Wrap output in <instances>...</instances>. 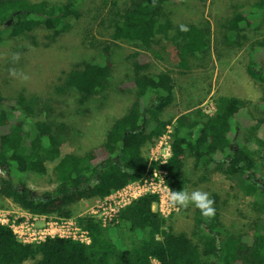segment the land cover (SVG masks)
I'll list each match as a JSON object with an SVG mask.
<instances>
[{
    "label": "trees",
    "instance_id": "1",
    "mask_svg": "<svg viewBox=\"0 0 264 264\" xmlns=\"http://www.w3.org/2000/svg\"><path fill=\"white\" fill-rule=\"evenodd\" d=\"M84 1L0 0V41L22 37L37 44L34 32L39 30L54 41L83 16L79 8H83ZM188 1L96 0L95 12L90 14L88 10L90 27L78 39L92 46L109 40L132 47L128 54L132 68L129 89L134 92V99L112 120L103 140L84 153L71 151L61 155L62 142L70 137L71 130L51 117L53 105L48 99L23 89L9 97L0 92V171L4 174L0 179L1 197L11 199L31 213L71 217L72 206L80 199L103 198L142 178L155 167L166 171L165 182L171 190H186L188 179L184 162L188 157H192L198 167L222 162L227 175L248 177L247 193L264 192V184L258 185L254 178L255 154L264 172L262 65L255 66L254 59L247 64L249 75L261 87L258 100L261 116H253L245 100L221 95L215 100L214 112L203 120H191L180 111L164 117L165 108L177 103L175 83L168 70L151 72L152 56L160 57L155 46L162 47L163 41H171L178 65L188 69L192 58L209 52L211 37L215 35L210 24L174 21L173 11L190 8ZM197 2L204 6L206 0ZM261 7V3L233 4L230 16L216 24V41L237 43L236 37L252 21L250 12ZM181 24L187 25L188 31H180ZM257 45L264 47V41ZM103 49L106 55L108 45ZM254 54L257 56L258 52ZM110 76L111 65L106 58L102 62L80 61L60 72L53 94L75 93L76 101L83 104L104 93ZM241 109H245L253 121L244 128L236 116ZM27 119H31V127ZM171 123L169 157L164 163L150 161L149 145L164 134ZM242 131L245 132L244 144L251 143L257 149L237 142L233 136ZM47 161L54 162L57 183L52 190L34 194L17 174H43ZM156 200V194L133 199L120 208L106 227L91 215L76 217L78 225L88 233L87 243L59 236L46 237L39 242H21L7 225L0 224V264H151L153 258L162 264H264L262 231H256L252 242L247 243L241 233L230 231L216 216L204 218L196 208V232L189 234L176 229L170 216L153 210ZM253 205L259 215L254 222L257 224L264 214V203Z\"/></svg>",
    "mask_w": 264,
    "mask_h": 264
},
{
    "label": "rangeland",
    "instance_id": "2",
    "mask_svg": "<svg viewBox=\"0 0 264 264\" xmlns=\"http://www.w3.org/2000/svg\"><path fill=\"white\" fill-rule=\"evenodd\" d=\"M95 2L96 0H85L83 8H79L83 16L73 21L71 29L59 35L54 41L46 38L42 30L34 32V40L37 44H34L30 38L22 37L4 38L0 41L1 94L9 97L19 89H23L49 100L53 105L51 117L62 121L71 130L70 137L62 142L61 155L71 151L84 153L98 145L103 140L112 120L123 113L134 99V92L129 89L132 85L129 80L132 77V68L128 54L132 47L121 42L114 44L109 40L92 46L84 40L83 44L81 39H78L90 27L87 25L86 15L88 10L90 14L95 12L93 8ZM252 3H261L263 7L252 9L253 12H250L252 21L246 30L236 37L238 42L224 44L220 40L216 41V24L230 16L232 5ZM188 5L190 8L180 7L177 13L176 10L173 11L174 21L193 22L199 25L210 24L215 30V35L211 37L209 52L198 58H192L188 69L178 65L175 46L171 41H163L162 47L155 46L160 57L152 56L151 72L168 70L175 83L177 103L165 108L164 117L168 118L176 111H180L191 120H203L214 112L215 100L221 95L236 96L245 100L248 102L251 114L256 117L261 116L262 111L258 107L261 87L249 75L247 64L254 59L255 66L262 65L264 71V63L262 64L264 47L256 46V43L264 41V0H206L204 6L197 0H189ZM243 9L248 11L251 8ZM105 45H108L106 55L103 51ZM256 51L257 56L254 54ZM13 53L20 54L19 62L13 63L11 59ZM105 58L111 65V76L103 94L83 104L76 101L75 93L65 96L53 94V85L58 83L57 78L62 70L80 61L102 62ZM13 68L18 73L26 74L29 79L23 80L19 76H11L9 69ZM236 116L241 128L253 123L245 109H241ZM27 122V125L31 127V119H27ZM170 125L172 126V123ZM244 134L245 132L242 131V134L233 137L237 138V142L243 146L257 149L251 143L244 144ZM151 146L153 143L149 145V148ZM151 152L155 154L157 151L153 147ZM254 158L256 167L254 178L258 185H262L264 172L258 166L257 154ZM45 164L47 169L43 174L35 172L17 174L21 176L25 186L37 195L52 190L57 183L53 171L54 162L47 161ZM223 168L222 162L213 165L199 164L198 167L195 166L192 157L186 158L184 162V172L188 179L186 190L191 192L199 189L208 192L215 201L217 220L230 231L241 233L243 240L251 243L256 231L264 233V214L260 216L259 222L254 224L259 215L253 207V204L257 202L264 203V192L254 190L247 193L248 177L237 174L227 175ZM3 176L4 174L0 171V179ZM16 184L19 186V183L16 182ZM96 200L97 198L80 199L72 206L74 213L71 218L76 221L78 216L89 215ZM195 209L193 205L179 211L173 209L168 217L170 216V221L176 229L193 234L196 232ZM0 211L13 216L15 213L22 212L23 209L11 199L0 196ZM56 217L62 216L49 215V218ZM253 227L256 230L252 229ZM155 263V261L152 262V264Z\"/></svg>",
    "mask_w": 264,
    "mask_h": 264
},
{
    "label": "built area",
    "instance_id": "3",
    "mask_svg": "<svg viewBox=\"0 0 264 264\" xmlns=\"http://www.w3.org/2000/svg\"><path fill=\"white\" fill-rule=\"evenodd\" d=\"M172 126L167 125L166 131L153 142L149 149L148 159L164 163L170 155V140ZM156 153H152V148ZM164 149V152H162ZM166 171L160 167H155L150 173L138 180L131 181L123 187L116 189L104 196L97 198L96 204L90 209L91 216L100 220L102 226H106L123 206L133 199L144 194H156L157 200L152 204L153 210L158 211L163 216H168L174 209L169 206L167 200L170 189L165 182ZM0 224L7 225L17 239L21 242H39L46 237H71L81 242H89V236L85 229L71 217L49 218L48 214H35L23 209L22 212L13 216L0 211ZM155 264H162L156 259H151Z\"/></svg>",
    "mask_w": 264,
    "mask_h": 264
},
{
    "label": "clouds",
    "instance_id": "4",
    "mask_svg": "<svg viewBox=\"0 0 264 264\" xmlns=\"http://www.w3.org/2000/svg\"><path fill=\"white\" fill-rule=\"evenodd\" d=\"M180 31H188L187 25L181 24L179 26ZM13 63H17L20 60L19 53H13L11 57ZM9 74L13 77L19 76L23 80L29 79V77L23 72L18 73L16 69H9ZM167 200L170 207L177 211L181 209H187L190 205L199 209L202 216L206 219H212L215 217L216 209L214 207L215 201L210 197V194L202 190H193L191 192L187 190L174 191L169 189L167 194Z\"/></svg>",
    "mask_w": 264,
    "mask_h": 264
},
{
    "label": "water",
    "instance_id": "5",
    "mask_svg": "<svg viewBox=\"0 0 264 264\" xmlns=\"http://www.w3.org/2000/svg\"><path fill=\"white\" fill-rule=\"evenodd\" d=\"M10 20H8V22H9Z\"/></svg>",
    "mask_w": 264,
    "mask_h": 264
},
{
    "label": "flooded vegetation",
    "instance_id": "6",
    "mask_svg": "<svg viewBox=\"0 0 264 264\" xmlns=\"http://www.w3.org/2000/svg\"><path fill=\"white\" fill-rule=\"evenodd\" d=\"M264 184V183H263Z\"/></svg>",
    "mask_w": 264,
    "mask_h": 264
}]
</instances>
